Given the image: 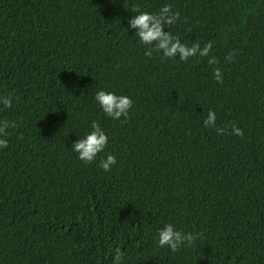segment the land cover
<instances>
[{
  "label": "trees",
  "instance_id": "16d2710c",
  "mask_svg": "<svg viewBox=\"0 0 264 264\" xmlns=\"http://www.w3.org/2000/svg\"><path fill=\"white\" fill-rule=\"evenodd\" d=\"M165 4L180 14L165 31L212 41L218 65L144 55L131 9ZM101 89L131 97L126 122L103 113ZM6 93L0 264H113L117 249L121 264H264V0H0ZM210 109L243 137L205 127ZM93 120L109 139L85 164L71 148ZM168 223L203 238L160 248Z\"/></svg>",
  "mask_w": 264,
  "mask_h": 264
},
{
  "label": "clouds",
  "instance_id": "9594fccd",
  "mask_svg": "<svg viewBox=\"0 0 264 264\" xmlns=\"http://www.w3.org/2000/svg\"><path fill=\"white\" fill-rule=\"evenodd\" d=\"M131 12L137 14L128 20V27L135 29V36L143 45L147 46L145 56L151 58L153 53H160L163 59H175L178 55L182 62H187L193 57H200L207 58L209 65L219 64L218 58L211 54L212 41H208L203 47L195 42L188 45L182 43L178 35H174L171 31H165V28L172 27L180 18L179 12H174L170 4H165L157 13L141 11L138 5H134ZM235 55V52H230L225 57V62H233ZM116 67L118 68L119 65ZM213 77L217 83H223V72L220 67H214ZM14 99L18 101V97L13 93L0 95V104L5 108H10ZM94 99L107 117L113 120H120L123 117L125 122L129 118V112L133 106L131 97L101 89L96 92ZM216 120V113L210 109L203 121L204 126L214 128L218 135L231 134L243 137V129L232 124L229 132L228 126L217 127ZM15 127V122L0 120V149L8 146V129ZM90 127L91 132L84 138L76 140L71 148L78 154V159L85 164H91L98 154L104 151L109 139L97 121L93 120ZM116 163V157L108 154L106 158L100 160L99 166L105 172H110ZM201 238H203V232L185 233L176 229L171 223L165 224L162 229L158 230V246L160 248L167 247L173 253L180 251L183 247H191ZM123 256L124 252L117 249L113 257V264H121Z\"/></svg>",
  "mask_w": 264,
  "mask_h": 264
}]
</instances>
